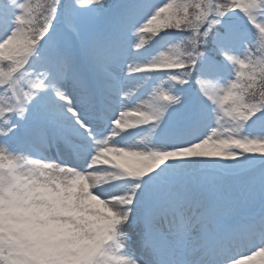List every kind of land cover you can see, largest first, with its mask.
Wrapping results in <instances>:
<instances>
[{"label": "snow or ice", "instance_id": "snow-or-ice-1", "mask_svg": "<svg viewBox=\"0 0 264 264\" xmlns=\"http://www.w3.org/2000/svg\"><path fill=\"white\" fill-rule=\"evenodd\" d=\"M0 264H264V0H0Z\"/></svg>", "mask_w": 264, "mask_h": 264}]
</instances>
